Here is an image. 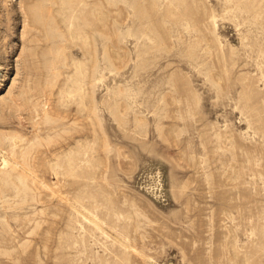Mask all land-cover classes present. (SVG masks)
Here are the masks:
<instances>
[{"label": "rangeland", "instance_id": "1", "mask_svg": "<svg viewBox=\"0 0 264 264\" xmlns=\"http://www.w3.org/2000/svg\"><path fill=\"white\" fill-rule=\"evenodd\" d=\"M0 264H264V0H0Z\"/></svg>", "mask_w": 264, "mask_h": 264}]
</instances>
